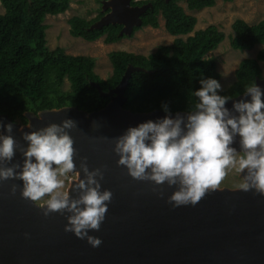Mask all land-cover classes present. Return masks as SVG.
Instances as JSON below:
<instances>
[{
  "label": "water",
  "instance_id": "1",
  "mask_svg": "<svg viewBox=\"0 0 264 264\" xmlns=\"http://www.w3.org/2000/svg\"><path fill=\"white\" fill-rule=\"evenodd\" d=\"M131 1L103 0L101 11H108L90 28L121 24L119 35H130L134 27L140 26V15L149 6H132ZM119 7L126 11V18ZM141 70L128 65L120 82L107 92L93 83L101 95L110 98L97 111L64 106L26 112V125L0 115V122L12 124L13 137L25 147L21 130H38L65 118L75 121L77 127L68 131L77 150L76 170H80L81 157H87L89 170L106 166L101 190L113 193L100 230L89 232L102 240L99 247L93 248L86 240L64 231L68 213L44 217L39 205L21 196V180L0 181V264H264V195L223 187L195 206L173 207L167 197L175 186L164 185L163 197L158 196L151 182L134 180L126 168L116 164L114 139L129 127L148 120L156 122L166 115L175 118L189 113L124 109L128 79L133 71ZM255 83L264 93V78H257ZM242 99L251 97L244 92L230 98L225 107L234 112L233 103ZM2 133L7 134L3 128ZM239 139L237 134L232 145L238 152ZM23 159L17 150L11 163L22 164ZM80 175L83 178V172ZM13 184L17 185L15 194L11 192ZM69 192L76 195L71 188Z\"/></svg>",
  "mask_w": 264,
  "mask_h": 264
},
{
  "label": "clouds",
  "instance_id": "2",
  "mask_svg": "<svg viewBox=\"0 0 264 264\" xmlns=\"http://www.w3.org/2000/svg\"><path fill=\"white\" fill-rule=\"evenodd\" d=\"M200 83L202 87L194 93L198 102L186 117L148 120L115 138L116 164L134 180L151 182L158 196L163 197L164 185L175 186L167 197L173 207L195 206L209 193L221 190L229 169L243 173L239 190L264 195V93L256 83L248 86L245 92L251 99L235 101L233 112L225 107L230 97L217 94L221 88L217 80ZM76 127L75 121L65 118L38 130H21L25 147L13 137L12 124L0 122L7 133H0V181L21 180L24 199L43 201L39 207L44 217L68 213L64 231L96 248L102 240L89 232L100 230L113 193L101 190L106 166L89 170L87 157H81L80 170H76L77 150L68 131ZM237 134L239 152L232 146ZM17 150L24 158L22 164L11 163ZM70 174L74 175L65 189L62 177ZM70 188L75 196L70 195ZM16 190L17 185H11L12 194Z\"/></svg>",
  "mask_w": 264,
  "mask_h": 264
},
{
  "label": "trees",
  "instance_id": "3",
  "mask_svg": "<svg viewBox=\"0 0 264 264\" xmlns=\"http://www.w3.org/2000/svg\"><path fill=\"white\" fill-rule=\"evenodd\" d=\"M179 1L182 0H132V6L149 4L140 15V26L133 31L144 26L157 28L161 16L165 30L175 38L171 44L160 45L148 55L110 51L111 73L101 78L94 72L93 57L66 54L61 47L49 49L46 45L45 17L64 13L70 0H0L4 8L0 13V114L26 123L23 115L26 111L37 113L64 106H76L87 112L100 110L110 98L101 95L93 83L107 92L120 82L128 65L142 70L133 71L128 79L124 109L190 112L198 102L194 93L202 87L201 80H220L216 60L206 54L216 49L225 35L212 24L194 30L195 16L187 14ZM184 1L189 10L215 4V0ZM107 11H100L92 19L78 15L70 17L67 20L70 35L86 41L103 37L106 44L119 41L126 36L119 35L121 24L90 28ZM231 29L229 44L232 49H251L264 44V19L248 24L237 18ZM183 35H187L185 39L179 37ZM260 62L264 66V47L254 58L241 60L234 72L235 81L217 94L232 98L244 93L257 78H263ZM65 81L67 89H63Z\"/></svg>",
  "mask_w": 264,
  "mask_h": 264
},
{
  "label": "rangeland",
  "instance_id": "4",
  "mask_svg": "<svg viewBox=\"0 0 264 264\" xmlns=\"http://www.w3.org/2000/svg\"><path fill=\"white\" fill-rule=\"evenodd\" d=\"M103 0H70L69 8L58 15H47L44 23L46 28V45L49 49L55 47L63 48L66 54L71 55H88L94 58V72L101 78H106L111 73V64L108 59L110 51L124 50L135 54L148 55L156 50L160 45H169L172 43L174 36L170 35L164 28V21L161 16L158 17L159 26L152 28L144 26L136 31H131L119 41L113 43H104L103 37L94 41H86L80 37H73L69 33L67 20L78 15L86 19L94 18L102 7ZM136 1V0H135ZM187 14L196 18L194 30L204 29L206 26L215 25L218 30L222 31L225 38L219 43L218 47L206 54V57H212L216 60L217 69L221 75L218 83L221 88L217 91L227 89L235 81V69L238 63L246 58H254L259 49L264 44H257L251 49L235 50L230 47L229 36L233 34L231 29L232 22L239 18L248 24H255L264 19V0H232L224 2L223 0H215L212 7L200 10H189L184 0L178 2ZM107 11V10H106ZM4 12V8L0 3V13ZM192 34V33H191ZM187 35L179 36L183 39ZM263 70L264 66L260 62ZM68 88V82L65 81L63 89ZM74 175V174H73ZM69 175L65 179V189L70 185ZM243 182L242 177L235 169H229L228 174L221 184V188L230 189L239 188ZM47 199V197H45ZM43 201L36 202L37 204Z\"/></svg>",
  "mask_w": 264,
  "mask_h": 264
},
{
  "label": "flooded vegetation",
  "instance_id": "5",
  "mask_svg": "<svg viewBox=\"0 0 264 264\" xmlns=\"http://www.w3.org/2000/svg\"><path fill=\"white\" fill-rule=\"evenodd\" d=\"M101 12H103V11H101ZM215 50V49H214ZM213 51V50H212ZM26 112H31V111H26ZM26 112H24L23 113V115L25 116V113ZM0 115H6V114H0ZM7 116V115H6ZM8 118H10L11 119V117H9V116H7ZM26 117V116H25ZM26 119H27V117H26ZM11 121L13 122V123H15V124H19V125H26L27 124V122H28V119H27V122L26 123H22L21 121H20V119H15V120H12L11 119ZM0 133H2V128H0ZM3 134V133H2ZM242 179H243V177H242ZM43 202H41V203H39V204H37V203H35V204H37V205H40V204H42Z\"/></svg>",
  "mask_w": 264,
  "mask_h": 264
},
{
  "label": "bare ground",
  "instance_id": "6",
  "mask_svg": "<svg viewBox=\"0 0 264 264\" xmlns=\"http://www.w3.org/2000/svg\"><path fill=\"white\" fill-rule=\"evenodd\" d=\"M119 10H120L122 16H124V17L126 18V17H127V15L125 14L126 11H124L123 8H121V7H119ZM1 122H2L3 124H5V122H4L3 120H1Z\"/></svg>",
  "mask_w": 264,
  "mask_h": 264
}]
</instances>
